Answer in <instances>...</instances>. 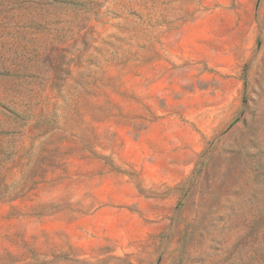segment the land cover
I'll use <instances>...</instances> for the list:
<instances>
[{"label":"rangeland","instance_id":"rangeland-1","mask_svg":"<svg viewBox=\"0 0 264 264\" xmlns=\"http://www.w3.org/2000/svg\"><path fill=\"white\" fill-rule=\"evenodd\" d=\"M0 264H264V0H0Z\"/></svg>","mask_w":264,"mask_h":264}]
</instances>
